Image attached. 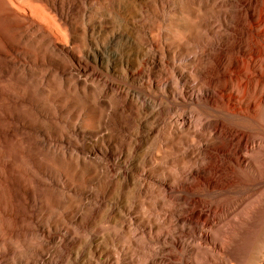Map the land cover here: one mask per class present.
Instances as JSON below:
<instances>
[{"label": "bare ground", "instance_id": "obj_1", "mask_svg": "<svg viewBox=\"0 0 264 264\" xmlns=\"http://www.w3.org/2000/svg\"><path fill=\"white\" fill-rule=\"evenodd\" d=\"M99 1L106 0H0V141L5 149L17 141L34 163L26 170L8 160L0 169V264H29L68 246L60 264H89L84 249L101 255L122 243L130 257L147 255L116 207L131 192L155 196L143 218L147 236L172 231L184 204V264H264V0H165L183 13L169 17L170 33L161 0L159 9L150 0H109L107 9ZM144 6L151 24L142 25ZM140 28L151 42L162 38L166 66L158 71L146 66L152 58ZM181 51L184 89L164 90ZM140 76L155 90L140 88ZM183 108L187 122L175 119ZM129 112L146 117L132 140L122 131ZM163 119L169 130L141 152ZM85 132L102 134L92 144ZM110 154L139 164L120 171ZM143 166L171 183L158 185L152 173L140 180ZM92 179L102 181L97 195L84 186ZM85 195L101 198L103 208Z\"/></svg>", "mask_w": 264, "mask_h": 264}, {"label": "rangeland", "instance_id": "obj_2", "mask_svg": "<svg viewBox=\"0 0 264 264\" xmlns=\"http://www.w3.org/2000/svg\"><path fill=\"white\" fill-rule=\"evenodd\" d=\"M150 2L152 5H155L157 9H159L158 3L156 0H150ZM161 2L164 5V8L160 11V13L162 14L164 23H165L163 25V27H164L163 29H166L167 32L170 33L172 31L171 28L174 29V27H172L171 22L169 21V17L170 16H175V17L180 16L183 13L178 10V8L175 6L174 2H171L169 5L166 4L165 0H161ZM137 3H141V0H137ZM110 4H111V2L109 0H106L104 2L103 1L102 2L101 1L96 2L94 5L98 6V7H102L103 9H107V6L109 7ZM138 12H140L144 15V17L142 19V25L151 24V17L153 15L151 14L152 10L150 8L148 9V6L139 7ZM153 17L155 19V16H153ZM115 18H117V17L115 16ZM135 19H137V18H135ZM210 19L212 21L219 22L218 16L217 17L213 16ZM227 22L233 23L229 20ZM119 23L127 27V23H123V22H119ZM137 29H139V28H137ZM139 32H140V34L145 36V41H144V45H143V53H146L148 56H150L152 58V60H150V62H148L146 64V66H150L152 68L157 66L156 71H158L161 68V66L165 67L166 66V59L163 61L164 58L161 54L162 50H160L162 43H161V40H159V39H162V38H160L158 36L159 39H156V40L151 42V40H149L148 36L146 35V33L143 29L141 31V28H140ZM203 32H204V28H199L197 33L200 34ZM208 36L210 38H213V37L217 38L219 36V34L212 32V33H209ZM155 38H157V35L155 36ZM0 45H1V43H0ZM162 48H164V47L162 46ZM175 52L177 53L179 51H175ZM181 53H183V55L179 59H175L173 61V66L178 67V69H176L178 71H176V73L173 74L172 73V71H173L172 66H170V67L168 66V69H169V71H171L172 76L167 78L166 80L161 81L160 88H163L165 90V89H169V86H174L177 89L176 91H179L180 89L181 90L184 89L183 88L184 87V85H183V83H184V51H181ZM163 67H162V70L165 69ZM116 71H117L116 75H119V73H118L119 71L118 70H116ZM142 72H144V71H142ZM158 74L162 78H165V75L162 72L158 73ZM83 78H84L83 75L78 76V79H83ZM139 78H140V80H138L137 82H138V86L140 88L146 89V90H150V89L155 90L154 88H152V86H153L152 82L148 83L146 77L140 76ZM181 79H182L183 83L181 82ZM108 82L114 83L112 80H108ZM5 83H6L5 76L1 75L0 76V86L4 85ZM189 85H191V83H189ZM207 90H209V89H207ZM191 91L192 90H189L188 92H191ZM203 92L205 93V89L203 90ZM196 94H197V92L194 91V95H196ZM172 96L175 97L174 94ZM49 106L53 107V105L50 102H49ZM188 110L187 109L184 110V108L179 110L180 114L178 115V117H175V119L176 120L179 119L183 122H187L189 120V117H190ZM138 119H146V117L143 118L142 116H137V118H136L133 113L129 112V114L126 115L123 119L122 131L131 140L133 138L132 133L135 130H137L136 124L139 123ZM165 120H168V119H163V120L159 121V123H158V129L159 130L154 133V138L152 139L150 144L143 147L141 149V152H144L148 149H152V150L155 149L156 142L161 140L162 139L161 136L165 134L164 130H169V128H170V126L167 125V123L169 121L162 124L163 121H165ZM0 127H1V125H0ZM148 127H149V124L147 122H144V123H142L141 129L144 131H147ZM101 134L102 133H97L95 135H92V134H89L88 132H85L82 135L84 137H89L90 142L93 144V141L96 142L98 136ZM130 143H131V141L127 140L126 148L130 145ZM96 144L99 147H101L102 150H107L109 148V147H107V144H104V143H101V144L96 143ZM9 145H10V142L8 144V147L5 149L2 146V142L0 141V169L2 168L3 170H6V162L8 160L14 166L19 167V168H23L26 170L34 167V163L31 160V158L29 157V155L25 151L19 149V145H18L17 141L14 140L11 143L10 147H9ZM112 146L114 148H117V150H118V146H115L114 143L112 144ZM181 147L184 149V143L181 144ZM101 154L102 153L99 152V155H101ZM109 158L111 161L113 160L112 166L115 168L117 166L118 170L121 169L120 171H122L123 169H124L123 171H125V169H126V171H128L129 167H132L133 164L137 162V160L135 158H132V157L128 159L129 162L125 161L124 158H122L121 156L119 157V155H116V154H114V155L110 154ZM156 161H160V160L156 159ZM123 163L125 164L126 167L123 165ZM137 163L139 164V162H137ZM152 168L153 167H150V166H143L144 170H141L140 174H138V177L140 178V180L145 179V177L142 174H146V171L151 170ZM159 172L160 171L157 169V170L152 171L146 175L151 176V173H152V175H154L155 183H157L158 185L161 184L166 188L168 185V182L169 183H171V182L166 178H165L166 180L161 181L159 179L160 178ZM128 182H131V180L130 179L125 180L124 186H129ZM84 186L87 187L88 190L93 191L94 195H97V192L100 191L102 188V181L98 180V179H92L91 181L84 183ZM139 192H141V190H139ZM142 195H143V193L131 192L130 194L124 195V196H122V198L118 199L119 200V206L121 208L125 207V205H124L125 202L130 203V209H128L127 211L122 210L117 205H116V207L119 210L121 219L123 218L124 220H126L125 223L130 224V226L132 228H134L135 240L137 242L142 241L143 246L148 247L149 251L145 250V248H141L142 250L144 249L143 251L148 253V254L147 255H141V254H137V253L135 254L134 252H131L134 255H133V257H130L129 252L126 251V247H125V246H128V244L122 243V247L121 246L115 247L113 245L112 246L110 245L111 246L110 247L107 245L110 248L109 253H106L104 251V252H102L101 255L96 254L95 249H90V248L88 250L84 249L82 251V254H81V257L83 260L87 261V258H88L89 264H138L137 262L133 263V261H134V259L139 260L138 258H141V259L145 260L144 264H150V262H156L159 258L165 257L172 264H184V204H183V207L180 208L183 211V213L181 215L175 216V225L172 227V229H173L172 231H169L168 234H163L159 237H155V235L153 233L147 236V234H148L147 232L149 230L146 226L147 222H143V218H145V216H147L148 212H150V208L147 207V205L153 204L152 201H153L155 196L152 195L151 198H143ZM85 198L88 200L87 203H90V205H92V207H94V204H95V206H97L100 202H102L101 198H99V197L95 198L94 196H91V195H85ZM133 200H137L138 202L132 203ZM183 200H184V197H183ZM109 203H111V202H107V204H109ZM98 206L100 208H103L102 205H98ZM103 221L104 220H102V222ZM68 223L71 226H75V223H72V222H68ZM139 227H141V228H139ZM84 231H85V234L88 235L89 231H91V228L87 227L84 229ZM92 233H93V235L94 234H100V232L97 229H95ZM154 245H158L159 247H153ZM67 248H66V250H67ZM133 248L136 250H140V247L133 246ZM58 249H59V251H57V252H52V253L51 252H44L40 255H37L36 258H34L33 260L28 259V263L29 264H60L61 259H62L61 254L65 255L66 250L62 251V249L60 247H58ZM136 257H138V258H136Z\"/></svg>", "mask_w": 264, "mask_h": 264}]
</instances>
